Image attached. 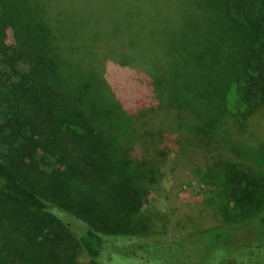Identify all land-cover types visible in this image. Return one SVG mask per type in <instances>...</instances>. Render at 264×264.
<instances>
[{
    "label": "trees",
    "instance_id": "obj_1",
    "mask_svg": "<svg viewBox=\"0 0 264 264\" xmlns=\"http://www.w3.org/2000/svg\"><path fill=\"white\" fill-rule=\"evenodd\" d=\"M220 1L226 65L214 80L186 85L174 59L159 52L174 34L165 29L172 16L195 13L196 0H0V264H84L82 252L85 264L132 256L162 264L150 252L179 241L167 239L145 208L154 188L163 192L162 163L185 131L199 146L193 156L231 153L217 173L242 204L222 221L243 224L264 213L257 159L264 137L248 144L257 126L264 131V0ZM68 23L83 36L66 33ZM135 42L148 53L133 50ZM192 46L183 57L196 54ZM224 52L221 44L217 60ZM120 54L150 76L145 98L131 101L128 85L82 70L81 62L97 68ZM160 115L182 124L167 131ZM232 248L228 255L215 247L197 262L182 246L171 264H264V238Z\"/></svg>",
    "mask_w": 264,
    "mask_h": 264
},
{
    "label": "rangeland",
    "instance_id": "obj_2",
    "mask_svg": "<svg viewBox=\"0 0 264 264\" xmlns=\"http://www.w3.org/2000/svg\"><path fill=\"white\" fill-rule=\"evenodd\" d=\"M196 1L198 8L195 13L176 14L172 16V19L168 15L171 22H168L169 24L165 26V29L166 31L174 32V34H169L165 38V45L162 48L163 52H159L165 54V60L174 59L176 65L174 72L176 71V75H180L181 82H185L186 85L192 83L189 80L204 85L206 81L203 79L211 81L217 78L222 73L226 65V58L230 53L227 51V47L225 48V43L230 42L228 32L221 28L218 18L220 7L216 2L221 3V1ZM111 7H113V4H111ZM196 13L200 16V22L197 20ZM157 16L154 18L157 25L162 23V26H164L165 18L161 15ZM65 32L73 36H83L82 31L73 23H68ZM184 37L188 40H193L196 44L191 42L182 43ZM135 38L138 43L149 45L145 36L137 35ZM221 44H223L225 49L223 54L225 58L220 61V58L217 60L215 57V53H218V48ZM190 45H193L192 50L198 48L196 54L193 53L183 57V51ZM142 46L135 42L136 49H132L138 50L141 55L148 53L150 48L147 49ZM122 56L123 54L118 57H109L102 64L96 63L97 68L81 62L82 70L103 77L109 83L128 85L129 87H122L127 88V96L130 97L131 101L138 99V94L145 98L149 88L148 81L150 76L143 70H137V68L128 65ZM129 63H133V61L130 60ZM138 84L139 87L141 85L146 87L148 84V87L144 90L142 87L141 90H136ZM199 89L203 90L204 88L201 87ZM132 112L134 114L137 113L135 110H132ZM160 119L159 125L167 131L171 129L172 125L176 127L182 124L177 118L160 115ZM222 125L225 129L231 127V123L227 120L223 121ZM260 127L264 128L261 125ZM256 128L257 134L250 135L249 145L258 144L255 140L256 136L262 135L264 137L263 129L260 131L258 126ZM260 136L258 137L262 138ZM179 140H182L183 143L178 145L177 151L171 149V153L169 152V156L164 161L165 163H162V168L166 170V176L162 181L163 192L160 191L158 195L160 189H157L158 186L154 188L150 195L151 199L145 208L152 215L157 228L166 232L164 233L165 237L171 240H178L179 243L169 247L160 246L150 252L152 256L162 260V264L178 263L176 258L180 247L184 246L191 255V259L199 262L200 260H207L210 254L213 255L214 251L211 250H214L215 247H222L230 255L231 251H233L232 247H247L248 245H254L255 240L263 239L264 213L253 221L243 224H229L222 221L224 215L228 218L234 217L240 208V204H242L240 200L234 199L230 195V189L223 184L222 179H219L221 175L218 177L217 173L222 159L231 158L230 151L216 149L193 156L199 149L193 136L185 131V134L180 136ZM175 146L172 147L174 148ZM172 151L177 152L176 156L172 154ZM257 157L258 162L264 165L263 149H260ZM253 164L256 165L257 163ZM262 173H264V167ZM220 188L225 189L227 195L220 193ZM216 239L217 241H214ZM128 249L130 251L137 250L134 246ZM248 255L246 253L245 256ZM132 257L134 259L126 260L127 258H123L126 261H122L121 257L114 263L122 264L128 262L137 264L135 256ZM243 259L245 262L247 261L246 257H243ZM79 260L85 264L89 261V258L86 253L82 252Z\"/></svg>",
    "mask_w": 264,
    "mask_h": 264
}]
</instances>
